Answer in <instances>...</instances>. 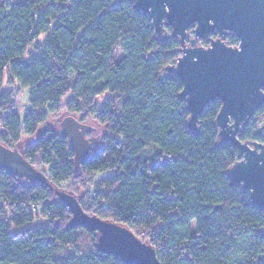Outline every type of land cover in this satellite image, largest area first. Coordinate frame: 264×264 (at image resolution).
Returning a JSON list of instances; mask_svg holds the SVG:
<instances>
[{"label": "trees", "instance_id": "1", "mask_svg": "<svg viewBox=\"0 0 264 264\" xmlns=\"http://www.w3.org/2000/svg\"><path fill=\"white\" fill-rule=\"evenodd\" d=\"M226 44L238 42L231 35ZM178 48L131 0L3 1L0 144L15 150L32 140L26 161L45 167L57 190L73 184L67 193L85 213L128 228L160 264H264V210L228 179L239 159L218 140L219 101L200 116L198 133L189 129L182 84L168 70ZM6 77L29 93L22 120L3 91ZM62 112L103 131L77 173L73 148L46 126ZM257 128L252 120L239 140L263 142ZM106 172L90 192V176ZM39 218L44 226H29ZM70 218L53 192L0 170V264H123L98 253L94 234L69 229Z\"/></svg>", "mask_w": 264, "mask_h": 264}, {"label": "water", "instance_id": "2", "mask_svg": "<svg viewBox=\"0 0 264 264\" xmlns=\"http://www.w3.org/2000/svg\"><path fill=\"white\" fill-rule=\"evenodd\" d=\"M135 11L147 16L158 38L177 39L179 58L168 70L182 84L179 99L189 114L188 127L199 132V118L211 103L219 101L215 125L218 140L236 150L238 161L228 169L233 186L250 194L252 204L264 210V141L241 142L239 135L252 120H261L255 135L263 137L264 116V0H131ZM167 28L171 33H168ZM193 28L194 38L187 40ZM189 31V32H188ZM234 36L236 47L226 40ZM209 36L210 46L199 42ZM96 129L67 116L59 135L74 151V172L100 145L98 137L86 135ZM0 170L21 180L37 183L53 192L71 215L69 229L84 228L96 239L98 253L123 264H160L156 251L125 226L85 213L78 200L55 189L17 150L0 144Z\"/></svg>", "mask_w": 264, "mask_h": 264}, {"label": "rangeland", "instance_id": "3", "mask_svg": "<svg viewBox=\"0 0 264 264\" xmlns=\"http://www.w3.org/2000/svg\"><path fill=\"white\" fill-rule=\"evenodd\" d=\"M3 1H5V0H0V3H2ZM188 39H191L190 35H188ZM3 91L5 93L10 94L11 100L13 101L14 106H15L13 112H15V114L20 118V120H22L24 115H25V112L29 109V93H28V91L26 89L20 88L16 82L10 83L7 77L5 78V81H4ZM67 116H70V115L65 113V112H62L58 116L50 118L46 124L47 128H49V129L53 130L55 133L59 134L60 123ZM73 118H75L76 120H78L80 122V120L77 116L73 115ZM83 124H86V125L91 126V127L96 129V132L86 135L87 138L98 137L99 140L101 139L103 131L94 122L89 121V122H85ZM257 124H258V127H260L261 125H263V122L261 120L260 121L257 120ZM263 135H264V133H263ZM32 143H33L32 140H30L29 138H22V142H21L20 146H18L15 150H17L18 152H20L22 154L23 151L27 147L32 145ZM11 150H14V149H11ZM153 154H154V152L152 150H149L145 154V158H151L153 156ZM36 169H37V171L42 172L44 174L47 173V169L45 167L40 166V165H36ZM110 176H111L110 172L95 173L94 175L90 176L89 180L87 178H84L83 181L87 182V180H88V182H87L88 190L90 192H92V191H94V189H96L97 185L100 182L106 180ZM79 183H81V181ZM59 188L68 192L73 188V184H62L59 186ZM82 194H85L84 191L82 192ZM86 197H89V194H86ZM45 223H46V220L39 218L37 221H34V223L30 224L29 226L30 227H33L36 225L44 226ZM80 242H81L80 243L81 250H85V248L89 245V241L86 239H84ZM143 242H145V241H143Z\"/></svg>", "mask_w": 264, "mask_h": 264}, {"label": "built area", "instance_id": "4", "mask_svg": "<svg viewBox=\"0 0 264 264\" xmlns=\"http://www.w3.org/2000/svg\"><path fill=\"white\" fill-rule=\"evenodd\" d=\"M189 31H191V32H189V35L191 36V39H193L194 38V35H193V32H192L193 31V28H191ZM212 37L217 38V36H209V37H207L205 39V40H207V44L206 45L201 44V41L199 42V45L202 46V47H204V48H208L210 46L211 39L212 40L215 39V38H212ZM187 40H190V39H188V37H187Z\"/></svg>", "mask_w": 264, "mask_h": 264}, {"label": "flooded vegetation", "instance_id": "5", "mask_svg": "<svg viewBox=\"0 0 264 264\" xmlns=\"http://www.w3.org/2000/svg\"><path fill=\"white\" fill-rule=\"evenodd\" d=\"M212 38H215V37H212ZM217 38L213 39V40H216ZM212 40V39H211ZM263 138H264V135H263Z\"/></svg>", "mask_w": 264, "mask_h": 264}]
</instances>
